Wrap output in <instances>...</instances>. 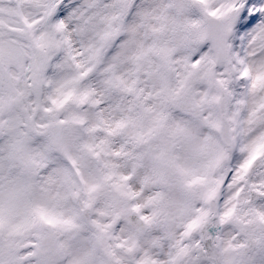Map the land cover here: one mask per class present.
Returning <instances> with one entry per match:
<instances>
[{"label":"snow or ice","instance_id":"obj_1","mask_svg":"<svg viewBox=\"0 0 264 264\" xmlns=\"http://www.w3.org/2000/svg\"><path fill=\"white\" fill-rule=\"evenodd\" d=\"M0 264H264V0H0Z\"/></svg>","mask_w":264,"mask_h":264}]
</instances>
